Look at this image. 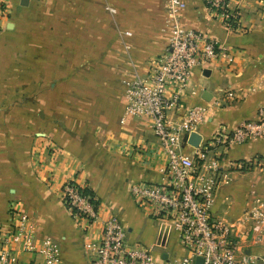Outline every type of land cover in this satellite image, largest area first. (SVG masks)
Instances as JSON below:
<instances>
[{"label":"crops","instance_id":"1","mask_svg":"<svg viewBox=\"0 0 264 264\" xmlns=\"http://www.w3.org/2000/svg\"><path fill=\"white\" fill-rule=\"evenodd\" d=\"M167 1L51 0V4L57 10L64 8L62 4H77L78 9L68 12L65 24L82 28L87 52L94 29L99 28L101 41L107 35L106 27L112 24L107 11L110 10L115 26L122 28L120 39L128 49L127 53H117L120 78L131 80L147 75L165 48L169 36L165 22ZM184 1L182 23L215 37L220 54L202 69H193L181 100L167 111V116L178 124L190 107L202 105L208 109L204 121L194 131L201 135L200 143L208 146L207 160L217 158L220 165L221 179L212 213L226 224L240 227L245 204L252 196L264 199L256 194L257 189L264 190V138L230 147L211 141L217 128L232 130L243 120L256 118L260 111L264 113V0H226L235 16L233 30H227L214 17L207 0ZM36 5L37 0H28L27 5H22L21 0L7 1L6 13L0 18L2 53L11 52L2 44L10 46L18 32L14 18ZM9 23L13 24L11 28ZM215 28L225 32L223 40ZM72 35L71 32L69 37ZM52 55L55 59L59 52ZM71 56L65 67L74 60V54ZM60 59L55 60L58 66L47 64V72L60 75V69H65L61 68ZM10 72V68L0 65V90L7 88L6 76ZM91 89L105 92L97 93L106 98L104 102L98 100V118H0V252L18 212L27 214L34 237L57 242L60 264H89V245L99 238L102 221L109 214L120 218L131 243L140 241L156 254H169L181 248L176 241L173 245L170 224L154 220L130 192L133 182L158 181L161 177L159 169L166 156L150 120L146 117L121 120L127 102L124 82L112 86L102 81L92 84ZM230 91L234 99L229 101L225 96ZM246 158L257 163L249 170L232 167L234 161ZM69 181L94 194L98 217L92 223L74 218L65 206L62 188ZM145 222L167 227V239L157 241L148 237L150 227L141 230ZM10 248L16 250L18 264H42L38 253L21 250L14 243ZM255 249L264 253V245Z\"/></svg>","mask_w":264,"mask_h":264},{"label":"built area","instance_id":"2","mask_svg":"<svg viewBox=\"0 0 264 264\" xmlns=\"http://www.w3.org/2000/svg\"><path fill=\"white\" fill-rule=\"evenodd\" d=\"M7 1L0 0V18L6 13ZM207 4L214 17L227 30H233L235 16L226 0H207ZM166 7L169 36L165 48L147 75L125 82L127 102L121 120L127 117L150 120L166 156L159 169L161 177L158 181L133 182L130 192L154 220L170 224L176 243L184 252L179 256L167 254L164 258L140 241L129 242L120 218L109 214L102 221L99 238L89 245V264H264V253L255 249L264 245V207L259 204L260 199L252 196L240 227L214 217L212 210L220 181L219 161L217 158L207 160V144L199 142L194 147L184 139L204 121L208 109L202 105L192 106L178 124L167 116V111L181 100L193 69H202L213 62L220 50L215 37L182 23L184 0H168ZM225 97L230 101L234 93L230 91ZM262 137L264 113L260 111L256 118L243 120L232 130L217 128L211 142L230 147ZM255 162L252 158L239 159L232 167L248 170ZM80 188L82 186L75 182L65 183L63 202L74 218L92 223L98 217L97 208ZM251 194L255 195V191ZM16 218L10 233L4 236L6 245L0 252V264H18L16 250L10 248L12 243L21 250L38 253L42 264H60L57 242L34 237L27 214L18 212Z\"/></svg>","mask_w":264,"mask_h":264},{"label":"rangeland","instance_id":"3","mask_svg":"<svg viewBox=\"0 0 264 264\" xmlns=\"http://www.w3.org/2000/svg\"><path fill=\"white\" fill-rule=\"evenodd\" d=\"M61 6L64 8L57 10L51 0H37L33 9L14 18L19 25L18 32L12 38L10 46L2 44L6 45L5 49L10 48L11 52L2 53L3 48L0 47V65L11 69L6 76L7 88L0 90V118H98L100 102H104L106 98L97 93L105 92L91 89L92 84L104 81L116 86L117 83L129 80L124 76L120 78L119 74L117 53H127L128 49L120 39L122 28L115 26L113 13L107 10L112 24L106 27L107 35L104 40L101 41L99 28L94 29L91 46L87 44L90 52H87L82 28L68 27L65 24L68 12L78 9L77 4ZM71 32L73 37H69ZM55 51L59 55L54 59L52 54ZM72 54L74 60L70 61L69 67H65ZM58 57L61 58V68L65 69H60V75L50 74L47 72V64L52 67L56 63L58 66V61L55 62ZM117 94L120 97V90ZM226 181H229L228 178ZM256 194L264 198V190L257 189ZM250 203L251 200L247 205ZM259 204L264 207V199ZM247 205L245 204L244 210L248 208ZM146 227H150L148 237H155L157 241L167 239V227L163 224L154 227L145 222L141 230L144 231ZM175 239L173 236V245L176 244ZM183 251L182 248L171 250L168 255L179 256Z\"/></svg>","mask_w":264,"mask_h":264},{"label":"water","instance_id":"4","mask_svg":"<svg viewBox=\"0 0 264 264\" xmlns=\"http://www.w3.org/2000/svg\"><path fill=\"white\" fill-rule=\"evenodd\" d=\"M21 4L22 5H27L28 4V0H21ZM12 26H13L12 23H9L8 24V27L9 28H11ZM214 30L219 34V36L223 40L224 39L225 32L224 31H221L218 28H215ZM204 73L206 74L207 71H205ZM184 139L187 140V143H189L190 145H192L194 147H197L198 144H199V142L201 141V135L198 132H196V131H192L189 135H185ZM166 256H167V254L164 253L163 254V257L165 258Z\"/></svg>","mask_w":264,"mask_h":264},{"label":"trees","instance_id":"5","mask_svg":"<svg viewBox=\"0 0 264 264\" xmlns=\"http://www.w3.org/2000/svg\"><path fill=\"white\" fill-rule=\"evenodd\" d=\"M80 190H81V192H82L83 194H86V195L89 196V200H90L91 202H93L95 208H97L98 203H97V200L94 198V194L92 193V191L89 190V189L86 188V187H82V188H80ZM73 211H74V210H73Z\"/></svg>","mask_w":264,"mask_h":264}]
</instances>
